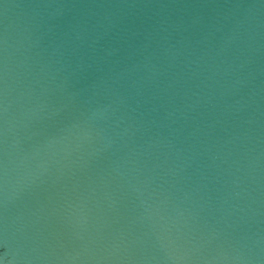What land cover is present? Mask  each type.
I'll use <instances>...</instances> for the list:
<instances>
[{"label":"water","instance_id":"95a60500","mask_svg":"<svg viewBox=\"0 0 264 264\" xmlns=\"http://www.w3.org/2000/svg\"><path fill=\"white\" fill-rule=\"evenodd\" d=\"M0 264H264V0H0Z\"/></svg>","mask_w":264,"mask_h":264}]
</instances>
